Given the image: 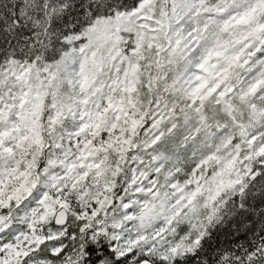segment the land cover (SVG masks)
<instances>
[{
  "label": "snow or ice",
  "instance_id": "6c2138e0",
  "mask_svg": "<svg viewBox=\"0 0 264 264\" xmlns=\"http://www.w3.org/2000/svg\"><path fill=\"white\" fill-rule=\"evenodd\" d=\"M0 264H264V0H0Z\"/></svg>",
  "mask_w": 264,
  "mask_h": 264
}]
</instances>
